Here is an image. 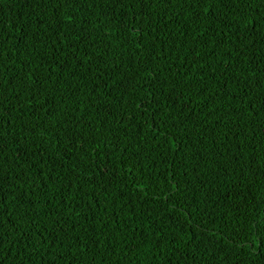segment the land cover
<instances>
[{
	"label": "trees",
	"instance_id": "trees-1",
	"mask_svg": "<svg viewBox=\"0 0 264 264\" xmlns=\"http://www.w3.org/2000/svg\"><path fill=\"white\" fill-rule=\"evenodd\" d=\"M264 0H0V264H264Z\"/></svg>",
	"mask_w": 264,
	"mask_h": 264
},
{
	"label": "snow or ice",
	"instance_id": "snow-or-ice-1",
	"mask_svg": "<svg viewBox=\"0 0 264 264\" xmlns=\"http://www.w3.org/2000/svg\"><path fill=\"white\" fill-rule=\"evenodd\" d=\"M261 7H264V4H262L261 5ZM3 222L2 221H0V224H2ZM262 239H264V237H262Z\"/></svg>",
	"mask_w": 264,
	"mask_h": 264
}]
</instances>
